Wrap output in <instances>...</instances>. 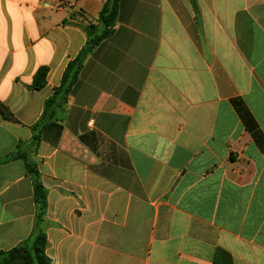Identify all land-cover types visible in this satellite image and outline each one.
<instances>
[{"label": "crops", "instance_id": "0c3cea01", "mask_svg": "<svg viewBox=\"0 0 264 264\" xmlns=\"http://www.w3.org/2000/svg\"><path fill=\"white\" fill-rule=\"evenodd\" d=\"M105 1L0 0V252L37 213L12 154ZM65 115L31 152L51 264H264V0H120Z\"/></svg>", "mask_w": 264, "mask_h": 264}, {"label": "trees", "instance_id": "16d2710c", "mask_svg": "<svg viewBox=\"0 0 264 264\" xmlns=\"http://www.w3.org/2000/svg\"><path fill=\"white\" fill-rule=\"evenodd\" d=\"M195 6V0H191ZM120 0H106L97 19V24L88 23L83 26L87 41L72 59L62 76L60 85L54 89L53 94L45 101L43 114L40 120L31 127L32 137L29 145L12 154V158L22 159L28 173L33 178L34 200L37 205L34 231L29 241L21 243L8 252H0V264H51L46 255L47 234L49 222L46 220L47 191L41 182L40 173L33 161L31 152L39 147L43 132L53 123L65 120L66 105L75 85L77 84L85 62L89 55L104 40L114 33L118 21ZM83 11H77L72 16H83ZM48 67H41L34 76L31 88L40 90L46 85ZM0 115L9 120H16L10 109L0 102ZM20 149V146H19Z\"/></svg>", "mask_w": 264, "mask_h": 264}]
</instances>
